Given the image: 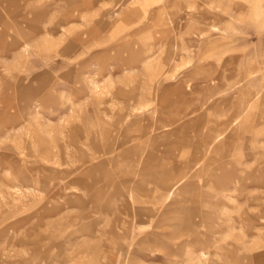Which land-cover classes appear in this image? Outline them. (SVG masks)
Segmentation results:
<instances>
[{"label":"rangeland","instance_id":"1","mask_svg":"<svg viewBox=\"0 0 264 264\" xmlns=\"http://www.w3.org/2000/svg\"><path fill=\"white\" fill-rule=\"evenodd\" d=\"M0 264H264V0H0Z\"/></svg>","mask_w":264,"mask_h":264},{"label":"crops","instance_id":"2","mask_svg":"<svg viewBox=\"0 0 264 264\" xmlns=\"http://www.w3.org/2000/svg\"><path fill=\"white\" fill-rule=\"evenodd\" d=\"M49 73L48 72H46V71H44L43 72V76L45 75V76H47ZM69 73L67 72L66 73V76L68 75ZM68 80V79H67ZM68 81H70V80H68ZM72 82V81H71ZM170 191V190H169ZM181 210H182V208H180V207H178L177 209H176V211L180 214V212H181ZM180 216L178 215V216H176V218H179Z\"/></svg>","mask_w":264,"mask_h":264}]
</instances>
